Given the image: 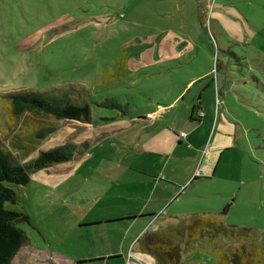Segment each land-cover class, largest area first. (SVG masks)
Segmentation results:
<instances>
[{
  "label": "rangeland",
  "instance_id": "obj_1",
  "mask_svg": "<svg viewBox=\"0 0 264 264\" xmlns=\"http://www.w3.org/2000/svg\"><path fill=\"white\" fill-rule=\"evenodd\" d=\"M186 84L188 92L172 107L173 125L161 131L175 126L173 130L183 136L190 127L188 103H197L198 96L209 110L201 125L177 147V152L188 154L189 160L185 164L174 163L171 168L181 177L174 185L164 184V189L179 194L171 204H164V213H209L224 225L249 228L254 244L261 246L264 0H0V139L21 163L39 150L58 145L54 143L58 140L75 141L73 135L79 124L27 113L11 124L5 93L67 92L73 99L89 102L94 119L114 113L113 109L92 103L106 97L125 104V112L133 116L155 111V106L162 103L158 107L164 110L159 113L167 119V104L174 102L178 88ZM32 121L52 124L55 129L24 156L11 143L19 140L16 132L32 131L28 126H34ZM53 137L58 140L52 142ZM216 137L222 143L220 147L211 143ZM129 158L134 165L140 155L131 149ZM191 160L197 163L190 168ZM202 168L207 174H201ZM170 172L163 170L162 174ZM189 172L190 179H196L183 183V174ZM79 174L84 182H89L90 171L81 170ZM66 185L63 184L70 190L76 183L68 180ZM13 189L16 202L10 207L33 210L29 186L14 185ZM36 216L41 218L43 213L37 212ZM36 216L35 223L40 220L36 221ZM170 218L164 216L162 221H176L175 217ZM25 225L21 224L26 236L35 239L37 232L32 233L31 226ZM135 232L132 228L130 235ZM39 238L38 242H42ZM224 243L234 246L245 242ZM201 244L206 246L183 254L182 258L196 264L211 263L215 246ZM24 257L25 246L11 264H47L41 255L28 257L29 262Z\"/></svg>",
  "mask_w": 264,
  "mask_h": 264
},
{
  "label": "crops",
  "instance_id": "obj_2",
  "mask_svg": "<svg viewBox=\"0 0 264 264\" xmlns=\"http://www.w3.org/2000/svg\"><path fill=\"white\" fill-rule=\"evenodd\" d=\"M188 90V84L178 88L177 95L172 98L174 102L167 104V119L161 117L159 112L164 108L158 107L162 104L159 103L155 111L146 110L139 116L113 110L114 113L98 115L90 122L72 120L79 124L73 135L75 141H71L77 145L72 159L30 173L26 184L30 205L33 201V210L28 208L26 211L30 230L37 232L36 238H28L27 246L24 245L27 253L24 258L28 262V257L41 255L47 264H125L130 260L132 264H154V256L141 241L142 234L145 230L164 227L167 223L162 221L164 216L171 217L169 220L180 217L164 213L165 202L173 196L164 189V184L174 185L180 180L181 176H176V170L171 168L174 163L185 164L189 155L179 154L177 147L201 125L202 117L209 110L198 96L197 103L194 100L188 103V107L191 104L187 122L190 127L185 133L180 132L183 136L174 131L175 126L174 130L161 131V128L173 125L172 107L183 100ZM193 105L197 107L192 112ZM148 113L151 117L146 116ZM191 113L196 120L190 119ZM55 140L58 139L53 137L51 141ZM219 140L216 137L211 143L220 147ZM59 142L54 143L59 145L65 141ZM131 149L140 155L134 165L129 158ZM115 155L120 156L116 158ZM195 163L191 160L188 167H194ZM132 169L139 173L132 174ZM81 170L90 171L91 176L85 177L89 182H84L79 174ZM163 170L171 172L163 175ZM201 174H207L206 169L202 168ZM190 177V172L184 173L181 181L184 183L189 179L188 182H192ZM68 180L70 184L76 183L70 190L63 186ZM37 212H42L43 216H36ZM151 213L156 216L149 218ZM35 216L36 221L40 219L36 223ZM132 228L136 232L131 236ZM39 237H42L41 243Z\"/></svg>",
  "mask_w": 264,
  "mask_h": 264
},
{
  "label": "trees",
  "instance_id": "obj_3",
  "mask_svg": "<svg viewBox=\"0 0 264 264\" xmlns=\"http://www.w3.org/2000/svg\"><path fill=\"white\" fill-rule=\"evenodd\" d=\"M3 97L8 108L7 119L11 124L17 123L26 113L36 118L44 117L49 120L53 118L90 122L92 119L89 102L73 99L70 93L63 91L49 94L38 90H17L5 93ZM92 103L97 107L126 113V105L113 97H106ZM196 105L192 106V112ZM190 115V119H194L192 113ZM101 119L108 118L101 117ZM32 123L34 126L28 125L32 131L25 130L22 134L16 132L19 140L11 143L13 148L24 156L35 149L38 142L55 129L52 124L37 121ZM81 145L85 147V144ZM76 148L75 143L64 142L46 150H39L34 157L21 163L0 139V264H11L19 248L27 245L29 240L21 226L23 223L31 226L28 213L10 207L16 202L13 186L27 184L30 173L36 170L72 159ZM135 172L139 173L134 169L131 170L132 174ZM146 176L150 175L146 174ZM194 179L196 176H193L190 181ZM178 194L169 198L165 202L166 206L171 204L172 199H175ZM148 216L153 218L156 213ZM175 218L176 221L167 222L161 229L145 230L142 234L141 241L154 256V264H196L194 261L182 258V255L206 246L201 244L202 242L215 246L211 251V256L214 254L215 258L209 264H264V244L261 246L254 244L255 238L249 228L236 227L232 224L224 225L217 216L209 213H190ZM224 240L234 243H240L242 240L245 243L238 244L239 246L236 244L227 246Z\"/></svg>",
  "mask_w": 264,
  "mask_h": 264
},
{
  "label": "built area",
  "instance_id": "obj_4",
  "mask_svg": "<svg viewBox=\"0 0 264 264\" xmlns=\"http://www.w3.org/2000/svg\"><path fill=\"white\" fill-rule=\"evenodd\" d=\"M146 116H147V117H151V114H150V113H148Z\"/></svg>",
  "mask_w": 264,
  "mask_h": 264
}]
</instances>
